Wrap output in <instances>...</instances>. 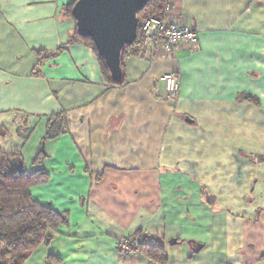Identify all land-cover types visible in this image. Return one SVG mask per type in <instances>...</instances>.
Returning <instances> with one entry per match:
<instances>
[{
	"label": "crops",
	"instance_id": "1",
	"mask_svg": "<svg viewBox=\"0 0 264 264\" xmlns=\"http://www.w3.org/2000/svg\"><path fill=\"white\" fill-rule=\"evenodd\" d=\"M76 1L0 0V151L69 222L25 264H160L117 252L140 233L163 264H264V0H166L199 46L130 57L123 87L72 43Z\"/></svg>",
	"mask_w": 264,
	"mask_h": 264
},
{
	"label": "trees",
	"instance_id": "2",
	"mask_svg": "<svg viewBox=\"0 0 264 264\" xmlns=\"http://www.w3.org/2000/svg\"><path fill=\"white\" fill-rule=\"evenodd\" d=\"M76 2L67 7V16L74 22L73 8ZM165 4L166 0H151L138 16L139 25L151 18H162ZM77 41L86 43L94 50L107 83L116 86L112 83L110 72L99 57L95 44L92 40L80 37L76 27L72 43ZM142 42V35L139 31L135 45L124 50L122 65L124 82L117 87H123L126 84L125 62L130 57L140 55ZM62 123L63 121L55 119L51 122L52 126L50 125L47 132L46 141L60 134ZM40 160L38 159L37 162ZM47 180L48 176L42 172L28 175L19 155L9 156L0 151V264H25L39 246L49 244L54 234L61 227L68 225L67 214L56 212L50 206L42 205L32 196L31 189L45 184ZM136 236H141V233ZM153 242L155 244L147 241L141 245V254L156 263H165L163 247L158 245L157 240Z\"/></svg>",
	"mask_w": 264,
	"mask_h": 264
},
{
	"label": "water",
	"instance_id": "3",
	"mask_svg": "<svg viewBox=\"0 0 264 264\" xmlns=\"http://www.w3.org/2000/svg\"><path fill=\"white\" fill-rule=\"evenodd\" d=\"M151 0H78L73 17L78 34L92 40L104 61L114 85L124 82L123 52L135 45L139 32V14ZM102 15H117L121 24L115 33L101 31L94 23ZM174 243V242H171Z\"/></svg>",
	"mask_w": 264,
	"mask_h": 264
},
{
	"label": "built area",
	"instance_id": "4",
	"mask_svg": "<svg viewBox=\"0 0 264 264\" xmlns=\"http://www.w3.org/2000/svg\"><path fill=\"white\" fill-rule=\"evenodd\" d=\"M171 6L165 4L162 18H151L139 25L142 35L141 56L148 60L156 58L173 59L184 47L196 50L199 46V34L184 19L167 16ZM167 98L176 100L181 91V77L177 73L164 76ZM147 242L143 236L121 239L116 244L117 252L122 258L140 255V246Z\"/></svg>",
	"mask_w": 264,
	"mask_h": 264
},
{
	"label": "snow or ice",
	"instance_id": "5",
	"mask_svg": "<svg viewBox=\"0 0 264 264\" xmlns=\"http://www.w3.org/2000/svg\"><path fill=\"white\" fill-rule=\"evenodd\" d=\"M94 23L101 31L115 33L120 27L121 18L117 15H102L97 17Z\"/></svg>",
	"mask_w": 264,
	"mask_h": 264
},
{
	"label": "rangeland",
	"instance_id": "6",
	"mask_svg": "<svg viewBox=\"0 0 264 264\" xmlns=\"http://www.w3.org/2000/svg\"><path fill=\"white\" fill-rule=\"evenodd\" d=\"M139 53H140V51H139ZM139 56H141V53H140V55ZM142 57V56H141ZM143 58V57H142ZM145 59V58H144ZM146 60H148V59H146ZM150 61H152V60H150ZM141 255V254H140ZM143 255V254H142Z\"/></svg>",
	"mask_w": 264,
	"mask_h": 264
}]
</instances>
